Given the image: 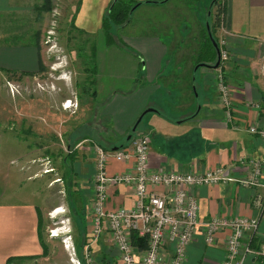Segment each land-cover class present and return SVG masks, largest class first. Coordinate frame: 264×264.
I'll list each match as a JSON object with an SVG mask.
<instances>
[{
    "label": "crops",
    "instance_id": "crops-1",
    "mask_svg": "<svg viewBox=\"0 0 264 264\" xmlns=\"http://www.w3.org/2000/svg\"><path fill=\"white\" fill-rule=\"evenodd\" d=\"M151 1L157 2L139 6L144 7V14L141 12L139 16L137 37H122L124 46L118 42L109 45L107 41L93 46L97 58L94 91L89 95L92 101H82L93 103V109L84 123L74 124L66 133L68 153L64 163L68 167L58 182L68 178L64 190L74 194L73 206L86 225L83 254L86 261L92 257L95 264H122L106 229L96 242H91L95 150L97 146L111 150L105 148L106 145L120 143L145 108L153 107L158 111L147 113L140 132L139 126L132 134L150 137L152 169L203 172L222 167L225 175L236 179L191 190L200 203V219L255 216L259 213L255 196H264V172L259 187L247 188L238 181L249 172L243 159L264 158V139L248 131L251 124L264 128V77L260 73L264 60V0H223L224 27L216 24L215 9L212 6L211 14L209 0H206L207 6L191 0ZM112 2L81 0L79 26L90 34L103 33V20ZM10 5V0H0V12L8 10ZM152 14L154 18H150ZM221 28L226 33L222 37ZM209 31L216 34V39L227 38V45L220 49H226L229 54L222 68L233 91L231 122L225 119L215 68L200 66L209 49ZM164 62L166 67L163 68ZM42 66L40 43H0L1 73L35 75L43 71ZM161 78H164L163 84L159 83ZM102 96L114 98L107 110H101L98 102ZM109 119L111 124L107 122ZM99 123H103L100 128ZM72 152L75 159L69 157ZM132 164L133 160H110L109 174L128 171ZM152 189L166 191L163 186ZM109 193L108 210L134 207L132 187L118 184L110 187ZM40 213V207L33 202L0 201V264H6L11 257L36 260L43 256ZM259 233L263 240L264 212ZM227 234L228 231L219 232L215 243L206 244L204 231L197 232L188 246L184 264H221L226 258ZM165 247L168 254L172 253L173 246ZM145 249L139 248L140 251Z\"/></svg>",
    "mask_w": 264,
    "mask_h": 264
},
{
    "label": "rangeland",
    "instance_id": "rangeland-1",
    "mask_svg": "<svg viewBox=\"0 0 264 264\" xmlns=\"http://www.w3.org/2000/svg\"><path fill=\"white\" fill-rule=\"evenodd\" d=\"M195 1L208 4L206 0ZM10 2V8L0 12V43L21 34L30 42L39 39L44 70L35 75L0 72V201L36 203L47 245L46 255L36 260L19 257L11 264L82 263L79 256L83 253L78 255L77 250L85 233L74 225L73 194L64 190L68 178L58 180L68 167L64 163L66 133L74 124L84 123L93 109V103H82L92 101L89 95L94 91L97 53L93 46L106 44L107 39L104 31L90 34L79 26L81 0ZM139 8L128 23L109 27L118 43L140 33L139 16L144 7ZM220 31L221 37L226 34ZM222 39L227 45V38ZM163 82L161 78L159 83ZM113 101V97L104 96L98 100L101 110H107ZM107 122L112 123L110 119Z\"/></svg>",
    "mask_w": 264,
    "mask_h": 264
},
{
    "label": "built area",
    "instance_id": "built-area-1",
    "mask_svg": "<svg viewBox=\"0 0 264 264\" xmlns=\"http://www.w3.org/2000/svg\"><path fill=\"white\" fill-rule=\"evenodd\" d=\"M224 22L225 16L220 21V27H224ZM225 43L221 39L219 48ZM220 51L221 64L214 71L216 87L225 110V119L231 122L234 110L233 91L222 68L229 59V54L226 49ZM260 73L264 77V60L260 64ZM248 131L264 139V128L257 124H251ZM150 147L151 139L145 134L133 136L126 146L117 150L97 146L91 242H96L106 229L119 251L122 264H184L188 246L197 232L203 230L206 244H213L219 232L228 231L226 258L221 264H264V239H260L259 233L264 196H255L259 212L255 216H214L210 220H202L199 200L191 190L236 179L225 175L222 167L203 172L152 169ZM110 160H133V164L128 171L109 174ZM243 162L248 164L249 172L238 180L239 183L247 188L259 187L263 178L264 158H250L249 161L243 159ZM118 184L133 188L134 207L107 209L109 189ZM158 186L165 187L166 191L163 193L152 189ZM134 233L148 239L144 251H140L134 244ZM166 245L173 246L172 253L168 254ZM86 263L95 264L92 257Z\"/></svg>",
    "mask_w": 264,
    "mask_h": 264
},
{
    "label": "trees",
    "instance_id": "trees-1",
    "mask_svg": "<svg viewBox=\"0 0 264 264\" xmlns=\"http://www.w3.org/2000/svg\"><path fill=\"white\" fill-rule=\"evenodd\" d=\"M47 2L49 0H46ZM165 1V0H164ZM164 1H161V2H164ZM191 1H195V0H191ZM114 2V0H113ZM112 8L109 7L108 11H107V14L103 20V31L105 33V36H106V39H107V44L109 45H113V44H117V41L114 40L113 36L111 35L110 31H109V27L111 25H115V26H118V25H124L126 23H128L130 21V18L132 16V14L138 9V7L144 3H154V2H157V1H151V0H117L116 2H114ZM111 4V5H112ZM211 7L209 8V11L210 13L212 14L213 13V8L215 9L214 10V15H215V18H216V24L217 25H220V21L224 18V14L226 12V7H225V3L223 2V0H212L211 2ZM137 5V6H136ZM135 7V9L132 11V8ZM213 6V8H212ZM224 15V16H223ZM214 27V26H213ZM213 30V28H212ZM212 35L214 37V39L216 40V42L218 43V40L216 39V37L214 36V32L212 31ZM14 39H9V40H6L5 43H13V44H22V45H28V44H31V43H39V39H37V41L35 42V40H33V42H30L28 41L27 39L24 38V35L21 34V35H15L13 37ZM208 44H209V49L206 53V55L204 56L203 58V63L202 64H210L212 65L213 63L216 62L217 60V55L215 54V51L216 49L214 48V44L210 38V36L208 37ZM17 39V40H15ZM121 43V44H120ZM120 44L121 46H124L123 45V42L121 41ZM215 50V51H214ZM217 53V52H216ZM199 65V64H198ZM200 66H202L200 64ZM42 70H44V66H42L41 68ZM15 75V74H14ZM129 134H132V130L129 132ZM128 134V135H129ZM135 136V133L132 134V137ZM131 140V139H130ZM130 140H127V136L124 140H122L120 143L118 144H109V145H106L107 149H113L114 147H124L126 146ZM69 157L70 159H75V155H73V152L69 154ZM75 196L73 194V204L75 203ZM72 204V207L74 209V211H71L72 213V216L74 217V219H76V222L77 223H74V225L76 226V228L78 230H84L86 228V225L81 221V214L78 213L79 210L78 209H75V207L73 206ZM42 222L41 220L39 219V232H40V235H41V241H42V244H43V248H44V252H43V255H46L47 254V245L45 244V241H44V237L42 235ZM83 228V229H82ZM132 240L134 242V244L138 247V248H146L147 245H148V239L146 237H141L139 236L138 234L134 233L133 234V237H132ZM84 244H81L80 246L78 245V255L80 253H83V250H84ZM37 257V256H36ZM82 260V263L83 264H87L86 262V259L84 257V254H82V256H79ZM19 258V257H17ZM22 258V257H20ZM16 259V257H11L7 260V263L6 264H11L12 261ZM29 259H32L29 258Z\"/></svg>",
    "mask_w": 264,
    "mask_h": 264
},
{
    "label": "water",
    "instance_id": "water-1",
    "mask_svg": "<svg viewBox=\"0 0 264 264\" xmlns=\"http://www.w3.org/2000/svg\"><path fill=\"white\" fill-rule=\"evenodd\" d=\"M117 0H114V2H116ZM113 2V3H114ZM112 6H113V4L111 5V7L110 8H112ZM137 6V5H136ZM136 6H134L133 8H132V11L135 9V7ZM209 35H210V38H211V40H212V42H213V44H214V46H215V48H216V52H217V60H216V62L215 63H213L212 65H210V64H201L202 66H207V67H211V68H217V67H219L220 66V64H221V57H220V53H221V51H220V48H219V45H218V43L216 42V40L214 39V37H213V35H212V33H211V31H209ZM154 111H158L156 108H153V107H149V108H147L145 111H143V113L140 115V117L138 118V120L136 121V123L134 124V126H133V128H132V132H135L137 129H138V127L140 126V124H141V122H142V120H143V117L147 114V113H149V112H154ZM132 138V134H129L128 136H127V140H130ZM120 147H114L112 150H117V149H119Z\"/></svg>",
    "mask_w": 264,
    "mask_h": 264
}]
</instances>
